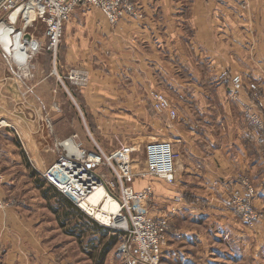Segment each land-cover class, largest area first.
Returning <instances> with one entry per match:
<instances>
[{
	"label": "crops",
	"instance_id": "1",
	"mask_svg": "<svg viewBox=\"0 0 264 264\" xmlns=\"http://www.w3.org/2000/svg\"><path fill=\"white\" fill-rule=\"evenodd\" d=\"M134 1L142 16H126L117 25L97 8L78 6L65 26L60 70L38 66L32 77L21 78L13 68L12 74L28 92L25 101L48 109L55 101L53 72L59 76L73 68L88 72L89 83L76 91L77 102L95 116L100 134L107 131L108 138H114V122L125 124L115 131L124 137L140 134L145 124L154 121L166 129L169 115H155L156 120L147 110L154 91L167 94L179 113L171 121V131L186 149L179 156L177 184L165 180L156 184L163 201L175 206L174 199L184 195L190 210H199L201 200L212 205L210 214L227 211L224 205L230 197L245 192L237 173L252 172L254 179L264 174L260 159L264 146L253 139L257 159L248 165L250 133L245 141V132L232 133L234 120L229 115L232 108L243 110L251 104L246 93H232V76L240 74L264 87V0ZM19 85L12 83L14 88ZM5 91L6 83L0 82V117ZM67 142L69 154L77 155L73 140ZM149 183L147 178L137 179L133 186L141 191ZM263 195L261 191L254 202L257 208L264 202ZM3 198L8 205L0 209V264H52L50 230L45 223L20 197L3 194ZM192 231L201 236L198 228ZM180 232H171L169 239L181 237ZM189 243L199 245L197 239Z\"/></svg>",
	"mask_w": 264,
	"mask_h": 264
},
{
	"label": "rangeland",
	"instance_id": "2",
	"mask_svg": "<svg viewBox=\"0 0 264 264\" xmlns=\"http://www.w3.org/2000/svg\"><path fill=\"white\" fill-rule=\"evenodd\" d=\"M16 28L17 31H25L26 39L32 37L36 42H45L46 24L42 20L37 19L33 25L26 27L21 18ZM1 44L0 82L6 83L5 108L3 116L0 117V173L4 174L6 179L3 194L8 197H20L21 201H25L26 208H31V213L35 211L37 220L45 223L46 229L50 230L52 264H130L122 250L127 236L124 224H114V220L110 224L101 223L67 195L62 186L80 175L88 156L97 154L100 155L101 162L95 170L105 177L115 193L123 197V185H133L126 182L124 176L138 175L145 171L147 146L159 141L172 144L176 154V174L177 178H180L178 160L180 153L186 148L181 144L182 141L179 142L175 138L176 132L171 131V121L178 118V109L167 94L154 91L151 101L154 93L164 94L177 114L172 116L169 111H156L153 101L147 112L151 117H156V120L159 119L157 116L162 118V114H168L170 119L167 123L170 125L162 129V126L154 121L153 124H145L144 131L141 128L140 134L124 137L115 131L124 128L125 124L121 126L114 122V138H108L110 136L107 131L103 135L100 134L102 128L95 122V116L78 104L76 91L81 87L72 84L66 78L67 75L59 76L53 72L55 91L52 95L55 101L52 107H35L32 101H25L23 97L28 92L24 86L19 85L20 82L12 74L13 65L9 54ZM38 66L47 70H60V49L56 61L50 52H37L31 60L32 71ZM243 78L245 83L253 81ZM12 83L19 86L14 88ZM232 87L230 86L232 93H246L251 100V104L243 110L232 108L229 114L234 120V124L230 125L232 133L234 131L240 136L245 132L243 141L248 132L250 133L247 137L248 144L246 143L247 155L250 153L247 163L250 165L257 159L253 139H256V144L261 142L260 145L264 146V131L256 133V123L253 120V116H257L264 123V106H258L256 98L249 91L235 92ZM259 87L264 91V87ZM103 129L106 130L104 125ZM70 139L85 157L69 154L70 146L65 143ZM237 139L234 137L235 141H238ZM260 159L264 171V152ZM251 173H237L236 178L245 187V192L232 195L227 204L224 203L228 210L218 214H210L212 205L201 200L197 203L201 206L199 210H190L183 202L186 201L184 195H178L174 199L178 203L175 206L171 201L165 203L156 186L164 179L147 177L150 181L148 185L153 187L154 193L146 200H131V209L155 217L167 216L171 221L170 233L181 230L180 233L183 234L179 238L171 235L170 240L169 233L166 245L168 248L162 258L163 264H264V202L262 206H258L260 209L254 205L261 191H264V174L254 179ZM137 179L146 178L138 176L135 181ZM215 183L217 185L219 181ZM175 188L179 190L176 186L173 189ZM251 188L254 193H251ZM59 192L69 198L80 212L67 206L60 198ZM88 194L89 192H83L82 196L86 197ZM243 205L248 206L249 210H242ZM169 206L171 209L164 211ZM54 208H58L59 213H55ZM64 210L68 213L66 216H63ZM62 222L65 223L63 226ZM195 228H198L201 236L192 235L191 232ZM190 239H197L199 245L190 244ZM179 249L187 254L178 253ZM187 257L189 258L186 259Z\"/></svg>",
	"mask_w": 264,
	"mask_h": 264
},
{
	"label": "built area",
	"instance_id": "3",
	"mask_svg": "<svg viewBox=\"0 0 264 264\" xmlns=\"http://www.w3.org/2000/svg\"><path fill=\"white\" fill-rule=\"evenodd\" d=\"M36 2V16L37 19L42 20L46 24L45 42H36L32 37L24 40V46L16 48L13 53H8L14 70L19 77L27 78L32 76L31 60L37 52L45 50L50 52L52 56L57 59L59 49L64 37L65 26L71 20L75 9L80 5H88L97 8L105 14L111 24L117 25L124 17L142 16L141 12L134 0H0V28L9 26L12 22L11 16L19 12L20 9L29 4ZM38 16V17H37ZM25 21V26L33 25L28 23V19L24 11L18 13V16L13 25L18 24L20 19ZM15 31V30H14ZM16 32H24L17 31ZM26 34V33H25ZM0 43L1 40H0ZM2 45V44H1ZM3 46V45H2ZM4 49V47H3ZM67 79L78 87H85L88 85L90 77L88 72L73 68L66 76ZM233 90L235 92L249 91L257 100L258 106H264V91L260 89L259 84L255 81L245 83L242 75L237 74L231 78ZM153 107L156 111L162 113L169 111L172 116H176V111L172 109L170 100L166 95L161 93H154ZM255 121L256 133L264 131V123L257 116H253ZM86 155L83 154V157ZM175 151L173 146L168 141H159L150 143L147 146V167L141 174H126L124 180L128 183H133L136 177L141 176L147 178L148 176H156L166 180L169 183L177 181V174L175 169ZM84 170L80 175L87 171L102 183L110 195L121 205L120 217L123 218V227L126 229V239L122 245V250L129 259L130 264H163L164 248L168 243V235L170 233L171 221L167 216H151L148 213L133 211L130 207L131 200L140 199L146 200L152 197L154 190L151 185H148L141 191L135 190L133 185H123V197L115 193L109 182L101 173H97L95 168L101 162L100 155H93L87 157L84 161ZM79 175V176H80ZM77 176L72 182L63 183V191L69 195L83 210L88 214L93 215L90 209H86L80 200H87V197L82 196L83 192H89L77 183ZM104 177V178H103ZM6 179L4 174L0 173V209L8 205L3 198L4 187ZM67 185V186H66ZM251 187V186H250ZM251 193L254 190L251 188ZM75 194V196H73ZM242 210H249V207L243 205ZM251 212V209H250ZM94 216V215H93ZM114 219H112L113 221ZM110 224V223H109Z\"/></svg>",
	"mask_w": 264,
	"mask_h": 264
},
{
	"label": "bare ground",
	"instance_id": "4",
	"mask_svg": "<svg viewBox=\"0 0 264 264\" xmlns=\"http://www.w3.org/2000/svg\"><path fill=\"white\" fill-rule=\"evenodd\" d=\"M35 8L36 2L33 1L24 5L19 11H24L29 24L34 21V16L36 14ZM19 12L17 11L11 16L12 22L9 26L0 28V33H2L0 34V40L6 53L12 54L14 49L24 46L22 41L26 39L25 31L21 33L16 32L15 25L12 24L15 22ZM77 153V156L83 157L84 153L81 150L77 151ZM89 157H93V155ZM96 172L98 173V171ZM77 183L79 186L90 191L87 200H80V203L86 209H90L91 213L98 221L103 224H109L112 223V219H114V224L118 222L122 223L123 218L120 217L121 205L110 197L104 185L100 182L98 183L95 175L85 171L79 176ZM73 196H75V194H73Z\"/></svg>",
	"mask_w": 264,
	"mask_h": 264
},
{
	"label": "trees",
	"instance_id": "5",
	"mask_svg": "<svg viewBox=\"0 0 264 264\" xmlns=\"http://www.w3.org/2000/svg\"><path fill=\"white\" fill-rule=\"evenodd\" d=\"M59 195H60V198L62 199V201L67 205V206H70L71 208L75 209L76 211H79V209L77 207H75V205L72 203V201L67 198L65 195H63L61 192H59ZM54 212L55 213H59V209L58 208H54ZM80 212V211H79ZM68 213L64 210L63 212V216H66ZM82 214L83 216H85V214L83 213H80ZM62 226L65 224L64 222H62Z\"/></svg>",
	"mask_w": 264,
	"mask_h": 264
}]
</instances>
